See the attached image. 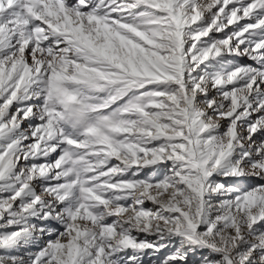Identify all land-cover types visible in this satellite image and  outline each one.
Segmentation results:
<instances>
[{
  "label": "snow or ice",
  "instance_id": "6c2138e0",
  "mask_svg": "<svg viewBox=\"0 0 264 264\" xmlns=\"http://www.w3.org/2000/svg\"><path fill=\"white\" fill-rule=\"evenodd\" d=\"M0 264H264V0H0Z\"/></svg>",
  "mask_w": 264,
  "mask_h": 264
}]
</instances>
